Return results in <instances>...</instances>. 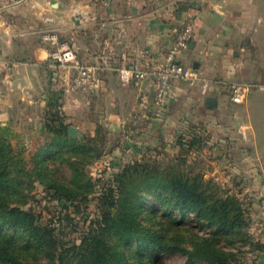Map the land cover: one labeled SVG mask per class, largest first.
I'll use <instances>...</instances> for the list:
<instances>
[{
	"label": "rangeland",
	"instance_id": "1",
	"mask_svg": "<svg viewBox=\"0 0 264 264\" xmlns=\"http://www.w3.org/2000/svg\"><path fill=\"white\" fill-rule=\"evenodd\" d=\"M72 44L81 47L77 41ZM51 68L68 75L72 92L84 91L72 87L76 73ZM112 72L119 74L117 69ZM177 82L184 88L197 85ZM91 85L90 109L83 116L73 103L71 115L62 113V90L46 92L44 111L33 102L28 107L15 105L11 116L0 110V145L4 147L0 162L13 171L15 183L23 182L0 186V205L33 212L40 227L54 230L62 245L73 247L103 222L107 206L114 200L115 215L120 207L130 211L142 228L150 227L164 237L166 246L153 248L148 264H154L155 254L159 256L155 264H186L180 245L189 239L187 229L199 232L200 226L192 214L182 222L180 211L160 182V177L183 174L191 180L197 178L201 190L234 196L243 211L249 244L231 264H264V141L261 147L253 143L259 137L245 127L246 112L235 109L238 116L230 132L218 127L222 117L184 114L182 119L173 117L169 128L162 131L152 121L165 119L162 108L166 103L157 104L156 91L149 100L157 112L147 119L135 112L136 86L121 82ZM254 91H258V105L249 112L259 116L264 91ZM230 103L229 107H235ZM184 121L189 123L180 126ZM14 166L24 170L15 172ZM106 235L130 256L143 255L138 240L126 242L117 229H108ZM28 238L23 229L0 222V248L11 263H48L45 251L27 247Z\"/></svg>",
	"mask_w": 264,
	"mask_h": 264
},
{
	"label": "crops",
	"instance_id": "2",
	"mask_svg": "<svg viewBox=\"0 0 264 264\" xmlns=\"http://www.w3.org/2000/svg\"><path fill=\"white\" fill-rule=\"evenodd\" d=\"M188 21L194 22V36L180 60L194 66L208 84L184 88L174 82L162 108L165 119L157 122L150 116L157 111L149 100L155 96V77L131 83L137 87L136 114L152 118L162 131L177 115L222 117L218 127L230 132L238 116L235 109L244 110L245 127L259 137L253 143L263 146L264 109L259 116L249 112L258 105V91L244 105L232 104L228 85L264 84V0H0V110L11 116L15 105L33 102L44 111L46 92L62 90L68 105L62 113L71 115L73 103L83 116L90 109L91 84L122 83L112 69L153 71ZM48 29L69 43L83 63L98 68L89 90L74 93L68 75L53 72L49 56L54 46L43 37ZM74 41L81 47L76 49Z\"/></svg>",
	"mask_w": 264,
	"mask_h": 264
},
{
	"label": "trees",
	"instance_id": "3",
	"mask_svg": "<svg viewBox=\"0 0 264 264\" xmlns=\"http://www.w3.org/2000/svg\"><path fill=\"white\" fill-rule=\"evenodd\" d=\"M3 148L0 145V151ZM20 168L14 166L13 169L15 172H22L24 168ZM12 172L7 163L0 162V186L23 184L15 183L17 178L11 177ZM197 180L178 173L160 177L163 188L171 195L176 209L181 213L182 222L188 214H192L200 226L199 232L187 229L190 231L189 239H184L185 244L181 243L179 250L186 255V264H231L237 259L241 249L249 244L243 225V211L234 196L223 197L201 190ZM122 184H125L124 181ZM114 202L113 200L107 206L103 222L93 228L79 245L73 247L62 245L55 237L54 230L40 227L36 215L31 211L1 204L0 222L5 227L26 231L29 234L27 247L45 251L49 257L46 264H148L147 258L152 249L166 246L164 237L155 234L150 227L142 228L140 222L130 215V211L128 214L120 207V212L115 215ZM108 229H117L125 236L123 239L126 242L138 240L139 249L144 251L143 255L130 256L119 244H111L106 235ZM201 232H204L203 235ZM158 259L159 256L155 254L153 263ZM0 262L13 264L1 248Z\"/></svg>",
	"mask_w": 264,
	"mask_h": 264
},
{
	"label": "built area",
	"instance_id": "4",
	"mask_svg": "<svg viewBox=\"0 0 264 264\" xmlns=\"http://www.w3.org/2000/svg\"><path fill=\"white\" fill-rule=\"evenodd\" d=\"M46 22H51L47 19ZM195 31L194 22H186L177 32L172 44L169 46L164 60L157 66V69L150 71L144 68H120L119 78L124 85L131 83L140 84L150 76L155 77L156 101L158 105L166 103L174 82L184 81L195 85L205 81L199 71L190 65L181 62V55L189 48ZM46 41L52 43L54 48L50 51L49 66L65 69L77 76L72 80L73 88L86 90L90 84L96 81L98 68L94 65L83 63L77 52L69 43L61 42L57 33L50 29L44 31ZM230 87V101L235 104H243L253 90L264 91V84L254 82L234 83ZM81 92V91H78ZM68 105L62 104L61 111H67Z\"/></svg>",
	"mask_w": 264,
	"mask_h": 264
},
{
	"label": "water",
	"instance_id": "5",
	"mask_svg": "<svg viewBox=\"0 0 264 264\" xmlns=\"http://www.w3.org/2000/svg\"><path fill=\"white\" fill-rule=\"evenodd\" d=\"M209 103H213V105H216V102L215 101H210L209 100ZM72 132V131H71ZM72 134V133H71Z\"/></svg>",
	"mask_w": 264,
	"mask_h": 264
}]
</instances>
